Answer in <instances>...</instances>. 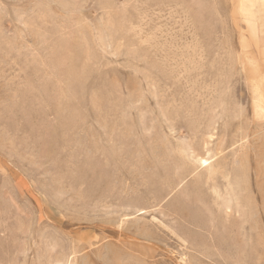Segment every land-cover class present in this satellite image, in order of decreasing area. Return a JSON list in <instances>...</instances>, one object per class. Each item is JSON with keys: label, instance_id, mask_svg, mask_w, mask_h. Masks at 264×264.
I'll return each instance as SVG.
<instances>
[{"label": "rangeland", "instance_id": "obj_1", "mask_svg": "<svg viewBox=\"0 0 264 264\" xmlns=\"http://www.w3.org/2000/svg\"><path fill=\"white\" fill-rule=\"evenodd\" d=\"M250 1L0 0V264H264Z\"/></svg>", "mask_w": 264, "mask_h": 264}, {"label": "bare ground", "instance_id": "obj_2", "mask_svg": "<svg viewBox=\"0 0 264 264\" xmlns=\"http://www.w3.org/2000/svg\"><path fill=\"white\" fill-rule=\"evenodd\" d=\"M248 1H250V0H241V2L242 3H245V4H247V3H249ZM250 2H252V0L250 1ZM253 3V2H252ZM249 5V4H248ZM252 5V4H251Z\"/></svg>", "mask_w": 264, "mask_h": 264}]
</instances>
